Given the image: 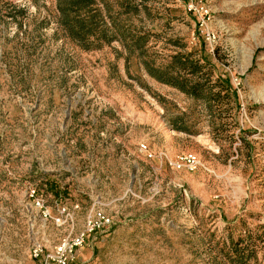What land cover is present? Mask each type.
<instances>
[{
	"label": "rangeland",
	"instance_id": "374dc122",
	"mask_svg": "<svg viewBox=\"0 0 264 264\" xmlns=\"http://www.w3.org/2000/svg\"><path fill=\"white\" fill-rule=\"evenodd\" d=\"M93 1L98 46L57 0H0V264L65 236L42 213L62 207L74 233L111 220L73 264H264V0H195L204 24L184 0ZM187 153L201 167L169 168Z\"/></svg>",
	"mask_w": 264,
	"mask_h": 264
},
{
	"label": "built area",
	"instance_id": "2783aa9c",
	"mask_svg": "<svg viewBox=\"0 0 264 264\" xmlns=\"http://www.w3.org/2000/svg\"><path fill=\"white\" fill-rule=\"evenodd\" d=\"M184 9L187 14L198 16L202 24L208 19V9L196 3L195 0H184ZM206 39L208 42H211L214 37L211 34H207ZM140 148L147 159L150 160L153 158L147 146L140 145ZM168 166L172 170L186 168L188 171H195L201 167V163L196 155L187 153L181 154L168 161ZM34 195L35 192L31 191L30 197ZM35 205L39 207V210H42L43 205L40 200H36ZM42 213L43 217L46 219L50 218L56 227L67 228V233L51 247H46L39 241L33 242L30 248L32 264H73L76 259L77 251L85 245L87 239L91 235L102 232L111 225L110 218L103 210L92 209L85 218L82 230L74 233L70 225L72 216L66 208L62 207L58 215L53 218L46 211Z\"/></svg>",
	"mask_w": 264,
	"mask_h": 264
},
{
	"label": "trees",
	"instance_id": "16d2710c",
	"mask_svg": "<svg viewBox=\"0 0 264 264\" xmlns=\"http://www.w3.org/2000/svg\"><path fill=\"white\" fill-rule=\"evenodd\" d=\"M57 10L60 24L74 40L83 42L87 36L92 35L96 37L98 43L95 45L98 46L99 42H111L115 39L113 30L103 21H97V18H101V12L95 7L93 0H57ZM124 13H128L126 8Z\"/></svg>",
	"mask_w": 264,
	"mask_h": 264
}]
</instances>
